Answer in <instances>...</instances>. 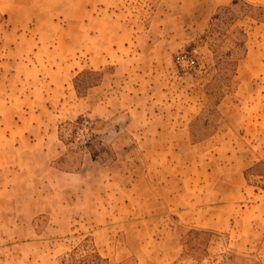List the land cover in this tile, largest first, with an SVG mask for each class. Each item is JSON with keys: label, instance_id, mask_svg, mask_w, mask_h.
<instances>
[{"label": "rangeland", "instance_id": "374dc122", "mask_svg": "<svg viewBox=\"0 0 264 264\" xmlns=\"http://www.w3.org/2000/svg\"><path fill=\"white\" fill-rule=\"evenodd\" d=\"M0 264H264V0H0Z\"/></svg>", "mask_w": 264, "mask_h": 264}, {"label": "trees", "instance_id": "16d2710c", "mask_svg": "<svg viewBox=\"0 0 264 264\" xmlns=\"http://www.w3.org/2000/svg\"><path fill=\"white\" fill-rule=\"evenodd\" d=\"M74 87V91L76 92V94L78 93L77 91V88L75 87V86H73ZM87 88V87H86ZM79 94V93H78Z\"/></svg>", "mask_w": 264, "mask_h": 264}]
</instances>
